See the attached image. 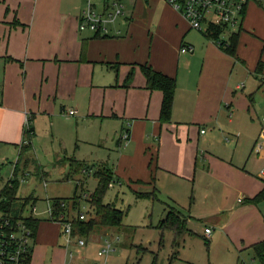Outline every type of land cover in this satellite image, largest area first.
<instances>
[{"label": "crops", "instance_id": "0c3cea01", "mask_svg": "<svg viewBox=\"0 0 264 264\" xmlns=\"http://www.w3.org/2000/svg\"><path fill=\"white\" fill-rule=\"evenodd\" d=\"M67 1L0 0V171L19 158L0 172V192L26 180L19 163L29 119L28 153L41 136L58 146L67 139L75 146L65 149L64 164L72 156L140 183L133 192L156 189L167 207L182 209L189 234L207 237L211 228L213 246L223 240L243 264L259 263L252 247L264 241V201H249L264 189V0H249L235 56L163 0L127 1L126 17L106 36L81 31L85 7ZM188 45L194 53L182 54ZM145 66L176 79L167 124L160 122L163 94L147 88ZM47 198L16 206L39 221L31 264H107L82 256L85 238L68 243L62 223L35 216L32 207ZM71 204L63 223L74 216Z\"/></svg>", "mask_w": 264, "mask_h": 264}, {"label": "rangeland", "instance_id": "374dc122", "mask_svg": "<svg viewBox=\"0 0 264 264\" xmlns=\"http://www.w3.org/2000/svg\"><path fill=\"white\" fill-rule=\"evenodd\" d=\"M98 3L101 5L102 0H98ZM80 4L81 0L67 1L68 8H73L75 6L86 7L87 0H83ZM222 38L227 39V35L225 34ZM69 140L72 144V138ZM74 146L67 145V139L58 146L57 143L51 142L49 136H41L39 145L35 144L32 152L25 151L23 153L19 167L22 170L26 169L27 173L23 176L26 177V180L21 182L17 197L22 203L28 201L22 199L30 196L48 197L46 200L38 201L35 216H45L50 219L48 209L49 204L54 207L56 200L54 198H64L68 202L75 196L76 189L77 195H80L78 198L80 199V211H73L72 214L74 216L77 213L85 214L86 220L90 218L91 213L93 214L94 210L91 208L89 200L97 187V179L87 173L69 175L71 163L69 161L68 164H64L65 149L71 151ZM86 146L90 145L86 144ZM83 151L90 154L91 149L84 147ZM255 154L256 152H254ZM71 158L76 161L74 157L71 156ZM18 159L17 156H14L10 158V162L15 164ZM25 160H28V164H25ZM11 163H6L5 167H1L0 172L7 169L6 175L10 171ZM45 183L47 188L44 187ZM135 185V183L130 185L122 177L115 175L104 202L105 204H115L118 209L125 212L123 225L119 228H97L94 230L89 235L90 237L85 238L87 246L83 248L82 256H87L90 260L104 262V258L98 257L97 253L106 248L105 241L107 240L115 249L109 253L107 264H243L242 261H239L240 255L234 250L229 251V247L223 240L213 246L212 240L200 232L196 235L185 234L179 242L180 246H175L173 232L163 231L159 228L160 222L165 220L168 213V207L165 205L167 202L162 198L156 201L137 199L132 189ZM138 191L146 192L145 189ZM67 202L65 207H67ZM27 212H29L28 208Z\"/></svg>", "mask_w": 264, "mask_h": 264}, {"label": "trees", "instance_id": "16d2710c", "mask_svg": "<svg viewBox=\"0 0 264 264\" xmlns=\"http://www.w3.org/2000/svg\"><path fill=\"white\" fill-rule=\"evenodd\" d=\"M240 32V31H239ZM239 32L230 34L228 39L223 41V36L227 33V28L225 26H215L211 25L205 33V36L219 45L224 49V51L232 56L236 55V51L239 43ZM143 73L147 79V88L151 91H160L163 94V101L160 113V122L162 124H167L172 119V112L174 108V101L176 95V79L170 78L160 72H157L150 68L149 66L143 67ZM34 132L31 128L30 133H28V139L30 140V144L26 146L24 152L31 148V142ZM22 152V155L23 153ZM71 163L70 174L74 173H84V174H92L98 181L97 187L94 193L89 200L91 208L94 210L93 214L88 220L82 221L80 220V213L78 217H72L70 222L73 226V235L80 238L89 237V235L96 230L97 228H119L123 225V220L125 217V212L117 209L113 205L105 204L104 200L107 195V192L110 188V185L114 182L115 175L113 171L109 170L106 166H98L96 170H92L93 167L89 166L86 163H80L75 161L74 159L69 160ZM154 180V179H152ZM140 184V183H135ZM19 180L14 179L9 183L1 192H0V211L4 214L13 216L16 220L24 218L27 225L32 229L35 234L38 229L39 221L34 218H25L22 216V212H18L16 209L17 202L20 200L17 197V192L19 190ZM137 199H152L158 200L156 189H154L150 193H141L138 191H134ZM80 197H74L71 200L64 199H56L54 204L55 221L59 220L60 215L66 214L69 204L72 203V209L74 211H80ZM67 207H62V202L66 203ZM264 201V189L252 200V204H259ZM29 201L24 202L23 208L26 207ZM168 214L165 220L161 221L159 224V228L163 231L170 230L174 234V245L180 246V240L183 238L185 234H189V230L187 227V219L184 216L182 209L179 207L168 205ZM253 251L256 259L259 264H264V241L255 244L253 247Z\"/></svg>", "mask_w": 264, "mask_h": 264}, {"label": "built area", "instance_id": "2783aa9c", "mask_svg": "<svg viewBox=\"0 0 264 264\" xmlns=\"http://www.w3.org/2000/svg\"><path fill=\"white\" fill-rule=\"evenodd\" d=\"M130 0H102L101 5L98 0H87V5L82 11L79 21L81 31H92L97 34L110 35L111 27L121 18L127 15L126 2ZM174 10L179 12L190 24L191 28L201 33H207L211 25L225 26L230 34L237 33L242 28L243 15L249 0H163ZM120 32H118L119 34ZM227 40V39H226ZM225 41V40H223ZM219 45V43H217ZM195 48L192 45L184 46L182 54H192ZM75 112L71 111L70 115ZM129 127V124H128ZM30 121H26V143L30 144L27 138L30 133ZM131 138L127 129L122 134L124 141ZM262 145L259 142L254 151L260 153ZM264 174V170L262 171ZM14 175H12V178ZM112 186V184L110 185ZM87 196V195H85ZM64 202L62 207L65 208ZM36 212V207H32ZM48 213L54 219L55 209L49 204ZM64 215H60L59 220L64 226L68 243L73 237V226L71 222L64 221ZM80 220L85 221L86 215L80 214ZM212 229L207 228L205 235L210 237ZM34 245V233L27 225L24 218L15 219L0 211V264H31L32 249ZM80 246L85 245L84 240L79 241ZM112 251V245L107 242L105 249L99 252V256L107 258Z\"/></svg>", "mask_w": 264, "mask_h": 264}]
</instances>
